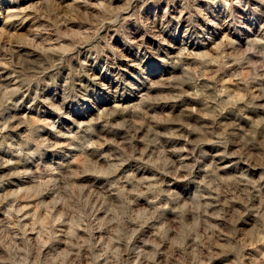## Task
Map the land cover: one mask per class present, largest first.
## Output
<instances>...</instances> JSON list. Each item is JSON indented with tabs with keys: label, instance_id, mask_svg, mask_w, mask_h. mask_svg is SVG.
Returning <instances> with one entry per match:
<instances>
[{
	"label": "rangeland",
	"instance_id": "374dc122",
	"mask_svg": "<svg viewBox=\"0 0 264 264\" xmlns=\"http://www.w3.org/2000/svg\"><path fill=\"white\" fill-rule=\"evenodd\" d=\"M25 262L264 264V0H0V264Z\"/></svg>",
	"mask_w": 264,
	"mask_h": 264
},
{
	"label": "clouds",
	"instance_id": "9594fccd",
	"mask_svg": "<svg viewBox=\"0 0 264 264\" xmlns=\"http://www.w3.org/2000/svg\"><path fill=\"white\" fill-rule=\"evenodd\" d=\"M196 130L199 131V129H196ZM161 155H163V153ZM166 163H170V162H166ZM207 186L209 188L213 187V182H207ZM190 207H191L190 205H184V208H186V209L190 208ZM201 207L207 208L208 205H204V206L197 205V207L194 209V211L196 213H199L201 211ZM199 226H200V222H199V220H196L191 227H192V230L195 231ZM117 234L119 235V232ZM25 264H26V262H25Z\"/></svg>",
	"mask_w": 264,
	"mask_h": 264
}]
</instances>
